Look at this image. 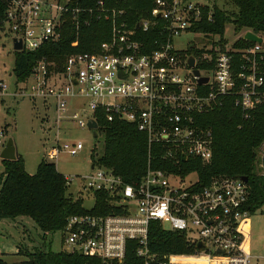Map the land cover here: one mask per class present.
<instances>
[{
	"label": "built area",
	"instance_id": "1",
	"mask_svg": "<svg viewBox=\"0 0 264 264\" xmlns=\"http://www.w3.org/2000/svg\"><path fill=\"white\" fill-rule=\"evenodd\" d=\"M4 2L0 47L12 44L9 53L14 55V67L10 70L0 54V108L8 98H53L58 139L66 118L82 128L93 120L99 129L95 114L103 110L105 121L133 123L144 133L150 156L156 146L163 159L173 162L168 167L156 165L150 157L146 174L134 184L126 183L111 169L94 165L82 187L93 194V207L96 192L106 193L111 211L69 217L62 230L64 251L95 258L100 264H251L247 182L220 176L202 185L196 172L183 176L177 170L182 161L209 162L213 157V130L203 124L202 115L228 99L245 120L264 106V35L258 34L262 42L237 46L235 41L231 46L225 43L224 49L220 41L206 48L195 44L201 52L194 55L189 47L178 50L175 40L187 32L197 34L192 27L203 17L204 2L155 0L150 17L138 21L135 28L130 27L126 11L108 6L107 0ZM79 14H83L81 19ZM94 15L112 22L111 39L97 52L70 55L63 72L52 71V63L41 58L26 78L15 73L16 52L36 51L46 42H57L70 19L82 20L87 26ZM154 28L158 47L147 52L135 29L147 32ZM16 43L21 44L20 49ZM190 55L195 58L194 67L188 63ZM6 77H13V83ZM201 77L208 81L200 83ZM79 96L89 99L92 114L88 118L77 111L69 114V101ZM4 136L1 128V149L6 143ZM63 148L75 156L84 143L65 142ZM61 150L58 143L49 155L55 157ZM263 160L264 152L257 165L260 171H264ZM65 179L68 186L74 180L71 176ZM153 220L164 228L168 224L167 229L184 232L196 246L194 253L153 252L149 246Z\"/></svg>",
	"mask_w": 264,
	"mask_h": 264
},
{
	"label": "trees",
	"instance_id": "2",
	"mask_svg": "<svg viewBox=\"0 0 264 264\" xmlns=\"http://www.w3.org/2000/svg\"><path fill=\"white\" fill-rule=\"evenodd\" d=\"M237 7V12L229 13L214 6L212 18L208 10L196 22L192 31L220 35V46L224 49V30L228 23H234L235 30L243 29L264 35V0H229ZM0 0V11L4 8ZM108 6L126 11V19L131 28L138 21L150 17L155 0H107ZM83 14H79V19ZM70 19L64 25L61 39L57 42H46L36 51L23 50L16 52L15 73L26 78L35 63L46 58L52 63L51 70L63 72L67 69V59L78 52H97L100 45L109 41L112 36L110 19L94 15L89 25L82 20ZM137 39L143 42L145 51L151 52L158 47L156 29L147 32L135 29ZM237 46L251 45L253 42L240 38ZM189 46V53L197 55L201 50L195 44ZM99 129L104 135V148L101 155L92 152V167L99 164L111 169L126 183L134 184L146 174L149 160L156 165L173 166L171 160H165L156 152L149 154L147 136L140 132L133 123L116 119L105 121L103 110H98ZM204 125L212 128L214 134L213 157L209 162L199 159H188L180 163L183 176L196 172L199 183L207 185L213 177H248L249 204L252 212L264 206V171L257 169L264 152V106L259 107L248 120L234 106L231 100L201 116ZM7 131V130H5ZM5 167L0 177V220H17L19 217L31 219L39 229L47 233L62 231L69 217L77 214H107L110 206L108 195L96 192V204L89 211L82 198L74 199L67 194L68 185L65 175L57 170L56 164L42 159L37 171L30 174L26 171L25 160L20 155L17 160L2 159ZM264 162V160H263ZM149 246L153 252L192 254L196 246L191 244L184 232L164 228L159 221L150 224ZM18 254L26 257L21 264H100L95 258L79 253L53 251L41 246L29 249L19 245ZM0 264H8L0 258Z\"/></svg>",
	"mask_w": 264,
	"mask_h": 264
},
{
	"label": "rangeland",
	"instance_id": "3",
	"mask_svg": "<svg viewBox=\"0 0 264 264\" xmlns=\"http://www.w3.org/2000/svg\"><path fill=\"white\" fill-rule=\"evenodd\" d=\"M193 1L204 2L206 6L203 11L208 10L209 13L211 10L213 11L214 6L229 13L238 10L229 0ZM245 31L246 29L240 32L236 31L234 23L230 22L225 27L223 41L231 46L243 37ZM220 40V35L187 32L176 38L175 47L182 50L196 44L197 47L206 48ZM11 50L10 42L6 43L5 47H0V54L4 55L2 59L10 70L14 67V55L9 53ZM6 79L10 84L14 81L13 77H6ZM54 102L53 98L48 100L8 98L0 108V129L7 130L3 140L7 141L10 137L14 139L19 155L25 160V168L28 173H36L40 161L46 159L55 163L60 173L74 178L68 187L67 194L74 199L82 198L84 206L90 209L94 205V196L83 189L82 185L85 181L84 178L93 172L92 152L95 151L97 155L103 153L104 135L99 133L97 137H94V130L88 127L82 128L75 121L66 118L61 124V139H58L56 136L57 113ZM88 103L87 97H74L69 101V114L77 111L79 114L85 115L84 118L90 117L92 111ZM79 140L84 143V148L77 155L73 156L63 148L65 142L72 144ZM58 143L62 147L61 152L55 157L50 156V149ZM4 171L5 167L0 158V177ZM191 177L196 179L195 175ZM165 227L169 228V225L165 224ZM63 235V231L44 235L35 222L27 217H19L17 220H0V258H3L8 264H21L26 257L18 254L19 245L27 246L29 249L41 246L56 252L64 251L67 247L62 242ZM250 248L253 255L251 264H264V206L250 213Z\"/></svg>",
	"mask_w": 264,
	"mask_h": 264
},
{
	"label": "water",
	"instance_id": "4",
	"mask_svg": "<svg viewBox=\"0 0 264 264\" xmlns=\"http://www.w3.org/2000/svg\"><path fill=\"white\" fill-rule=\"evenodd\" d=\"M245 40L247 41H251V42H262L263 38L261 36H259L258 34H256L255 32L249 30L246 32V34L243 37ZM191 47H193V45H191ZM16 48L20 49L21 48V44L20 43H16ZM188 63L191 67H194L195 65V58L193 55H190L188 58ZM194 73L196 75H200V72L197 68L194 69ZM208 78L207 77H201L199 79L200 83H204L207 82ZM76 83V80H75ZM88 127L94 130V137L98 136L97 133V129H98V124L97 122L91 120L88 122ZM19 153H18V149L16 147V143L14 141V139L12 137L8 138L1 153H0V158L1 159H7V160H17L19 158ZM185 160V158H184ZM241 180L248 182V177L244 176V177H239Z\"/></svg>",
	"mask_w": 264,
	"mask_h": 264
},
{
	"label": "bare ground",
	"instance_id": "5",
	"mask_svg": "<svg viewBox=\"0 0 264 264\" xmlns=\"http://www.w3.org/2000/svg\"><path fill=\"white\" fill-rule=\"evenodd\" d=\"M194 259L190 258V261H193Z\"/></svg>",
	"mask_w": 264,
	"mask_h": 264
}]
</instances>
